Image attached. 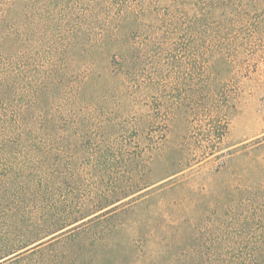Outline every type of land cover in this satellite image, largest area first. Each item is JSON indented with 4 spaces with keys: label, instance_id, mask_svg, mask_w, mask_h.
Returning <instances> with one entry per match:
<instances>
[{
    "label": "rangeland",
    "instance_id": "1",
    "mask_svg": "<svg viewBox=\"0 0 264 264\" xmlns=\"http://www.w3.org/2000/svg\"><path fill=\"white\" fill-rule=\"evenodd\" d=\"M0 264H264V0H0Z\"/></svg>",
    "mask_w": 264,
    "mask_h": 264
}]
</instances>
